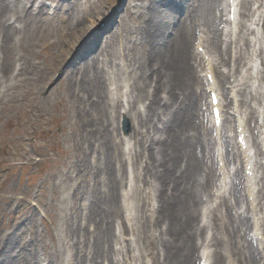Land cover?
I'll return each mask as SVG.
<instances>
[{"label": "rangeland", "instance_id": "374dc122", "mask_svg": "<svg viewBox=\"0 0 264 264\" xmlns=\"http://www.w3.org/2000/svg\"><path fill=\"white\" fill-rule=\"evenodd\" d=\"M43 1L47 2V7L45 6L47 12L43 10L35 13L36 11L26 8L29 13L23 14L21 18H17L18 14L13 12L4 15L7 20L15 15L16 17L9 21H14V25L20 24L22 27L24 26L22 20L27 16L28 26L22 32L19 41L10 44L9 52L0 49V264H115L117 260L112 262L111 248L122 245L117 240L114 241L113 233L120 234L119 224L126 215L122 207L121 193L125 189L131 194L134 185V181L126 185V178L117 188L115 186L112 193L115 199L107 201L108 194L104 190L107 189L108 180L107 183L104 182L103 177L107 165L112 168L119 163V149L123 148L126 152L124 163L133 162L128 164L131 174L134 168H142L151 162L158 165L161 160L168 159L166 150L168 147H175L174 151L177 152L179 146L185 143L186 148L197 149L200 159L203 157V147L196 138L190 139L186 136L193 132L182 134L186 125L180 132L170 130V126L178 120L180 113L170 107L164 109L161 118L154 121L155 127L149 129L155 138L153 147L149 146L150 135H146L142 138L143 144L137 145L142 147L141 156L133 161L127 152L129 146L135 142V138H141V135L134 132L135 114L126 113L131 100L135 71H132L131 62L124 58L119 48L118 33L113 35L111 33L117 31L118 27L124 28V34L125 30L133 31L131 29H134L138 22L143 21V17L149 15L147 7L149 0H88L95 7L85 16L89 17L87 25L91 24L93 18H96L97 24L92 25L93 28L89 32H84L78 40L82 30L77 36L75 34L66 36L65 33L72 26H77L78 18L81 16L69 19L67 11L61 13L60 9L57 11L55 8V4L58 6L60 0ZM64 1L68 5L69 0ZM79 1L81 4L87 3V0ZM226 1L224 0V6ZM21 2L18 8L25 4L23 0ZM194 2V0H156L154 3L160 5V10L163 9L160 18L164 17L166 24L175 27L179 19H184V13L192 9ZM251 2L252 7L264 9V0H251ZM136 3L140 6L135 7ZM226 8L224 19L228 16V7ZM242 9L243 6L239 4V11ZM102 13H105L104 17ZM128 13L133 15L128 17ZM243 14L239 12L235 33L239 31L240 22L244 19ZM70 20L74 21L75 25H71ZM226 23L220 25L224 33L230 29ZM258 27L259 25H256L257 30ZM198 33L199 29H196V35ZM134 34L132 38L135 40L137 34ZM249 35L255 37V33ZM259 35L264 36L263 28H260ZM224 37L229 36L226 34ZM197 42L198 40L193 37L191 45L194 51L197 49ZM203 45L206 46L204 43ZM243 46L245 41L241 40L239 48ZM147 47L148 44L137 42L132 52L131 49H127L125 53L130 59L135 57L137 62L142 63L148 53ZM96 52L97 58L84 70H87L90 77H93L94 72L97 71V78L93 83L86 81L83 85L95 87L98 95L91 98L92 102L89 101L84 108L73 94L75 88L80 94L84 91L76 87L75 80L71 83L72 75L69 77V74L75 68H80L87 61L86 58H92L91 55ZM81 53H85V56ZM226 58L228 60L225 63H218L219 68L225 71L231 66L234 68L228 77L220 82V89L227 102L226 109L227 111L236 109L234 103L230 102L232 95H227L225 91H229V87L235 85L233 89L237 94V109L242 116L249 117L250 139L254 142V137H257L255 135L260 130L255 128L253 133L250 127L254 129L257 121L261 122L262 119L258 117L257 120L254 119L258 113L252 112L250 106H255L258 110L264 108V96L261 103L259 98L253 99L248 93L250 90L256 93L257 87H260L259 90L264 93V81L256 82L254 87L243 86L241 89L236 79H240L244 72L248 77L256 74L249 73L250 70L245 71L246 69L243 68L242 71L236 72L235 60L228 56ZM122 60L126 65L117 64ZM23 62L25 69L17 75V69ZM189 65L192 70L199 72L201 69L193 59L190 60ZM4 66H7V69L2 71ZM122 66L124 73H120ZM122 78L124 82L119 85ZM252 82L251 80L250 83ZM153 84L152 77L151 90ZM163 89V87L160 89V93ZM133 93L136 95L137 110L141 107L143 109L149 102L145 87L138 84ZM189 100L191 106L186 109L190 110V113L196 112L203 106L198 102V107H195V96L192 94L187 102ZM86 113L94 117L89 126H84L85 118H89ZM228 116L229 121H233V116ZM225 128L228 129L229 126L226 125ZM231 128L230 133L235 140L234 121ZM124 129H128V133H124ZM261 134L264 136V131ZM213 136H215L214 132ZM159 138L162 139L160 145H158ZM174 139L175 145L163 144L167 140ZM224 139L229 138L224 137ZM263 144L264 141L252 148L258 151ZM182 160L185 162L184 158ZM257 160L264 162V152H257ZM108 176L111 185L117 173L111 171ZM150 177L151 179L148 175L150 182L147 184H139L146 187L147 191L149 187L159 189V182L156 181L158 176ZM167 184L168 182L166 187ZM227 195L228 203L232 205L235 202L234 197L230 198L229 192ZM133 201L134 216L139 215V219L135 218L134 221L137 222L138 228L142 220L144 223L141 231L136 229V239L131 250L136 260L133 258L131 263H126L125 260H121L122 256L119 253V263L169 264V255H166L165 250L168 248L170 252L169 243L173 235L170 236L169 231L167 234L162 231L165 225L170 224L168 221L153 220L152 210L157 208L158 201L155 197L149 204L139 201L137 205L134 199ZM247 204L245 199L239 208L232 210V215H241V218H238L241 222L244 219L243 215L253 214ZM222 209L225 211L226 206ZM259 210L264 212V204L259 206ZM228 219V216H225V225ZM104 226L109 230L111 241L108 243L102 242ZM248 232L252 237V231L248 230ZM259 232L263 233L260 237H264L263 226ZM210 234L211 232H206V236ZM127 236L134 237L133 232L128 233ZM155 236L158 238L154 240V244H151L149 239ZM103 247L108 255L110 253L109 258L102 256ZM112 256L115 257V254ZM235 257L237 258L236 255ZM262 263L264 264V260Z\"/></svg>", "mask_w": 264, "mask_h": 264}, {"label": "bare ground", "instance_id": "6f19581e", "mask_svg": "<svg viewBox=\"0 0 264 264\" xmlns=\"http://www.w3.org/2000/svg\"><path fill=\"white\" fill-rule=\"evenodd\" d=\"M21 1L22 0H0V44L2 45L0 49H6L7 52L11 50L9 47L11 43L16 44L17 41H19L22 32L25 31L28 26V17L26 16L22 20V23L24 24L22 27L20 24L19 26L14 25V21H9L13 17H16L15 15L11 16L9 20L5 19L4 15L8 12H13L18 14L17 18H21L23 14L29 13L26 8L35 12L34 8H32L34 0H23L25 4L21 5V8H18L19 2ZM155 1L156 0H149V5H146L149 9V15L143 17V21L138 22V25H135L136 27L131 29L133 31L125 30L124 34L122 28H118L117 31L111 33V35L116 32L118 33V44L119 48L122 50L131 49L132 52L134 50L133 47L136 46L137 42L149 45V47L146 48L148 49V53H146V58L142 63L140 61L137 62L138 60L135 57L130 59L128 54L124 52V58L131 62L132 71H135L133 75L134 83L131 100L129 103V109L126 113L129 114L131 112L132 114L133 112L135 114L134 132L135 134L138 133L141 135V138H135V142L129 148L128 153L133 161L141 156L142 147L137 145L143 144L144 140L142 138L146 135H150L149 146L153 147L155 138L151 135L149 129L155 127L154 121L157 118H161L164 109L172 107L175 111L180 113L178 115V120L170 126V130H177L180 132L181 128L186 125V129L182 131V134L193 132L191 135L186 136L190 139L196 138V140L201 142V146L203 147V157L200 159L197 149H188L184 146L185 143L179 146L177 152L174 151L175 147H168L166 149L168 152V159L161 160L158 165L151 162L146 166H142V168H134L133 177L135 180V191L133 199L137 205H139V201L143 204H149L153 197L158 201L157 208H153L152 210V215L154 216L153 220L159 221L160 219H163L168 221L170 224L165 225L162 228V231L165 234L169 231L170 236L173 235L169 243L170 252L168 248L165 250L166 255H169V264H193L196 256L197 258H200V260L202 258L208 259L210 264H228V258L232 261V264H235V261L232 260L229 254L230 252H233L238 256L237 259L241 264H262L261 262L264 260V251L258 246L256 248L253 243L254 239H249L248 235H246V231L253 226V224L250 223L252 222V219L250 218L251 216L247 217L245 214L243 222H241L238 220V218H241V215H232V210L242 202V190L245 189L248 194L244 195L246 198L249 199L250 195L253 196V201L250 200L249 203L251 204V211L255 212L254 219H256V222L254 223V227L258 225V219L262 221L264 215L257 214L256 212L258 211V205H261L264 200V165L260 163L257 164L251 153V144L248 135L245 134L247 131V120H245L237 110L233 112V116L235 117L234 120L238 122V126L241 128V132L238 136L242 133L244 134L247 147L244 149L243 147H238L241 144L234 142L231 139H226L227 144H224V141H222L221 133L223 131V110L225 105L223 101V92L218 91L220 88V81L217 72L220 73L221 78L223 79L228 77V73L223 70L221 71L220 69L218 70L217 63H225L228 60L226 56H228V58H233L235 60L234 65L236 72L242 71V68H246L245 71L249 69L254 71L255 68L257 69L256 77H248L247 73L244 72L240 79H236L238 80L237 85L240 84L241 89L243 86H246L244 88H247L248 86L254 87L256 82H259L260 80L264 81V59L262 58L261 66L258 63V57L255 58V62L250 63L249 61L250 56H255L257 52H259V54H264V40H258V36V39L254 41L249 35L250 33L255 32V23H260L262 21L264 25V9H262V7H256L254 9L249 6L250 0H242V6L244 8L242 14L244 13V19H242L239 25V37L238 35H233V32L231 31L229 38H226L223 35L224 31L220 28V23L224 21L223 15L228 6L229 16L225 22L228 21L230 25L235 24L239 1L227 0L225 2L226 5L224 6V0H194L195 2L192 5V9L184 13V19H179L175 24V27L169 26V23L166 24V19H164V17L160 18L162 16L160 12H163V9L160 10V5L154 3ZM135 5V7L140 6L139 3H136ZM63 6L66 7L62 8ZM43 7L44 3L43 0H41L36 9L40 12ZM56 7V9L62 11L61 13L67 11L66 14H68L69 19H75L78 15L81 16L78 18L77 26H72V28L65 33L66 36L74 34L77 36L82 30L77 38L78 40L84 32H89L93 28L92 25L97 24L96 18H93L91 24L87 25V19L89 17L85 16L95 7L94 4L88 0L87 3L84 4H81L79 0H69L68 5L64 0H60ZM231 7L234 8L233 19L231 18ZM128 10L129 8L127 11ZM104 15L105 13L102 17H104ZM131 15L133 14L128 13V17ZM245 17H247V19H245ZM64 18L65 17H63V19ZM70 23L71 25H75L74 21L70 20ZM196 29H199V33L202 34L198 39L200 41L197 48L199 46H204L203 42L206 44V47H204L207 51L202 53L192 50L191 40L193 37H195V39L197 38ZM133 33L137 34L135 40L132 38ZM4 39H6V43H4ZM130 40L135 43H131ZM241 40L245 41V46L239 48V42ZM128 44H130V46H128ZM233 44H235L234 49L232 48ZM207 54L209 55L208 57H206ZM81 55H85V53H82ZM97 55L98 53L96 52L91 55L92 58H86L87 61L83 63L80 67L81 69L75 68L73 72L69 74V77L72 75L70 77L71 83H74L72 81L75 80L76 87H79L84 91L83 94L76 92V88L73 91L74 96H76L77 100L83 104L84 108H86L89 101L92 102L91 98H95L98 95L95 87L91 85H83L86 81L93 83L97 78V71L94 72L93 77H90L87 70H84L87 65L92 64L95 61ZM192 59L197 62L198 67H201V73L200 71L198 72V70H192V67L189 65L190 60ZM121 63L123 64L122 61ZM121 63L117 62L118 65H121ZM6 69L7 66H4L2 71ZM23 69H25L24 62L20 63V66L17 69V75H19ZM123 69L124 66L121 67L120 73H124ZM232 69L234 68L231 66L228 71H231ZM207 73L212 76V81L207 78ZM11 75H13V73ZM152 77L154 84L152 85L153 89L151 90L150 78ZM251 78H254V80ZM251 80L253 81L252 84L250 83ZM123 82L124 78L121 79L119 85H122ZM138 84L145 87L146 98L149 102L143 109H141V107L137 110L135 103L136 95H134L133 92L135 86H138ZM162 87L164 89L162 90V93H160ZM206 87L210 89L209 91H217L220 96L218 105L222 109L220 115L223 122L220 125H215L213 122L214 119L209 116L207 108H203L204 106H207ZM259 89L260 87H257L256 93L250 90L248 96L250 95L253 99L259 98L261 103H263L262 96H264V93ZM225 91L226 94L230 93L227 90ZM191 94L195 96V107H198V102L202 103L203 106L199 110H196V112L190 113V110H187L186 108L191 106L190 100L187 102ZM236 95L235 90L232 88V99L235 106H237ZM250 107L252 108V112L258 113V117L262 114L264 115V108L258 110L255 106ZM86 114L89 115L88 113ZM252 117L254 116L252 115ZM196 118L198 120H196ZM93 119L94 117L92 115H89V118H85L84 126H89ZM254 119H256V117H254ZM179 120L181 121L178 124ZM210 122H213L212 126L209 125ZM262 126H264V124L260 125L258 122L254 129H260ZM210 128H212V131ZM209 132L210 135H208ZM213 132H217L220 137L215 138V136L212 135ZM260 135L257 134L256 136L260 137ZM220 139L222 142L219 141ZM161 140L162 139L160 138L158 139V145H160ZM185 142L186 144L189 143L188 141ZM254 142H257L256 138H254ZM167 143L175 145V139L167 140L163 144ZM224 147L226 148V151L241 148L240 151L243 155L242 159L244 165L243 167H237L235 169L233 172L234 179L231 181V196L235 197V203L232 204V206L228 205L227 196L222 194V191L224 187L228 185L227 181L231 174L229 167L236 161L235 156L234 158H224ZM118 153L120 160L119 163L112 168L107 165V170H105L103 177L104 182L107 183L106 180H108L107 189L104 190L108 194L107 201H113L115 199L112 194L114 193L115 186L117 188L120 183L128 178V166L123 162L126 152L123 148H120ZM179 157L180 161L178 162ZM182 158L185 159V162ZM232 159L234 162H232ZM240 169H242L243 172L240 171ZM248 170L252 171L251 175L246 174V171ZM259 170H262L263 172L260 179H258L257 176ZM111 171L117 173V176L113 178L110 185V177L108 174L110 175ZM148 175L150 179V176L152 175L158 176L156 181L159 182V189L149 187L147 191L146 187L139 184H147L150 182ZM218 180L221 181L220 184H218ZM166 182H168L167 187ZM257 184L259 185V189L257 188ZM137 193L139 194L135 195ZM204 195H206V198ZM124 197V207L128 213L126 215V221L122 219V233L129 230L136 236L135 233L138 225L137 222L133 223L134 218L131 216V212H129L131 211L130 204L126 201L127 195H124ZM212 202L217 204L210 207ZM218 202L228 207L227 211H225V215L229 218L227 225H225V215L221 211V204H218ZM202 204H204L203 209ZM201 209L203 217L199 219ZM114 210L116 212V208H114ZM110 212H112L111 209ZM135 217L136 219H139V215ZM205 217H208V220L202 223L203 218ZM141 222L142 224L138 228L139 231L142 230L144 224L143 220ZM103 228L104 235L102 242L108 243L111 241L109 230L107 226H104ZM207 229L212 230L211 237L208 235L206 236ZM157 238V236L154 238L150 237L149 242L154 244V240ZM115 239L118 240V236H115ZM127 239L128 241L124 247L122 246L117 247L116 250L114 249L117 256L120 253L125 257L127 248L133 246L135 240H131V238H123L122 243ZM199 240H201V242H199ZM119 243L121 244V242ZM199 249H201V252L199 251L200 254L198 252ZM112 253H114L113 250L111 251V254ZM128 254L131 259L135 258V255L131 254L130 250L128 251ZM102 256L107 258L110 257V253L108 255L104 247ZM119 262L120 261H117L116 264H120Z\"/></svg>", "mask_w": 264, "mask_h": 264}]
</instances>
